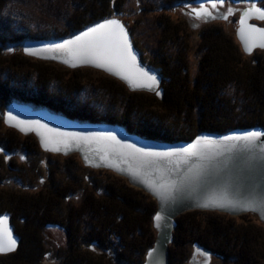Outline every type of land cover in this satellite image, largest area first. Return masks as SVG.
Returning <instances> with one entry per match:
<instances>
[{
    "label": "trees",
    "instance_id": "1",
    "mask_svg": "<svg viewBox=\"0 0 264 264\" xmlns=\"http://www.w3.org/2000/svg\"><path fill=\"white\" fill-rule=\"evenodd\" d=\"M12 1L0 0L1 184L9 154L22 150L40 153L36 140L24 139L4 126V114L13 102L48 109L81 123L120 125L131 134L163 142L190 141L200 132L264 129V51L257 55L239 52L222 26L203 29L201 72L194 82L184 62L192 30L186 27L187 21L176 22L169 14L159 21L164 30L160 46L143 58L162 76L159 95L131 93L115 80L99 81L89 91L77 74L35 62L29 69L25 57L16 59L6 51L28 40L64 39L103 20L118 18L126 0H78L61 32L40 30L19 20L9 11ZM202 1L206 0H170V4ZM259 1L264 7V0ZM11 167L13 170V164ZM18 169L22 173L24 168ZM20 173L17 175L24 179ZM84 180L32 193L22 187L0 190V216H10L20 238L14 253L0 255V264H50L44 242L48 226H57L66 234L68 247L57 252L61 264H143L156 240V202L112 174L91 182L80 204L70 202ZM224 217L201 211L181 216L170 248V264H186L191 249L202 261L206 254L223 259L224 264H264V236H254L240 227L241 222Z\"/></svg>",
    "mask_w": 264,
    "mask_h": 264
},
{
    "label": "water",
    "instance_id": "2",
    "mask_svg": "<svg viewBox=\"0 0 264 264\" xmlns=\"http://www.w3.org/2000/svg\"><path fill=\"white\" fill-rule=\"evenodd\" d=\"M256 8L264 11V8ZM245 11L241 14V17ZM111 19L118 20L124 26L132 55L135 57L136 66L144 69L150 75L155 76L157 83L153 88L134 86L124 78V75L127 73L118 75L114 71H109L107 67H98L95 63L81 62L80 60L63 54L60 49H50L47 52L40 51L38 54H29L25 51V49L42 50L52 45H61L65 40H71L79 36L82 32L87 31L88 28L94 27L96 24L103 23L104 21L91 25L69 38L28 40L24 43V52L33 58L45 62L58 63L71 69L81 67L99 69L121 81L131 92H158L162 84V76L144 63L142 55L135 47L131 34L124 23L118 18ZM252 20H264L260 19L254 12L248 17L246 24L258 29H264V27L253 24ZM241 28L242 25L240 23L238 39L245 52L251 53L256 49L264 50L257 42L252 46L250 52L246 51L244 42L240 36ZM73 63L76 66H72ZM9 114L16 119L9 121L7 119ZM17 121H39L40 124L47 125L48 129H54L63 133H112L122 144H133L136 148L152 152H169L172 149L187 148L198 136H206L212 140L221 141L223 137L243 135L247 132L257 131L264 133V130L260 127L237 128L226 133L200 132L190 141L163 142L131 134L125 127L120 125L81 123L67 116L55 114L48 109H35L24 103H11L4 114V122L7 127L13 128L24 135L33 134L43 151L62 154L64 156L79 153L86 167L95 170H110L118 176L127 179L131 186L143 190L156 200L158 208L154 216L153 224L157 232V237L154 246L148 251L143 264H170L169 248L174 241V231L177 228L176 218L186 212L193 210L217 211L231 216L253 213L264 222V217L261 215V208L264 207L261 204V199L264 198V135L255 142V146L251 149L245 147L242 141H223L204 159L193 157L187 163L182 162L179 166H176L174 160L170 163L167 158H160L155 159L149 167L139 158L114 152L104 140L69 141L67 147L63 144L54 145L49 142L50 138L55 136L54 133H49L47 129H38L37 126L28 123L17 124ZM41 133H43V138ZM46 142L47 147L45 146ZM56 148L59 150H55ZM133 173H137L135 179L133 178ZM162 177L166 180L176 181L178 188V190H174L171 196L165 200H161L145 183L140 182L141 180H146L159 183ZM210 201H217V203L212 204ZM226 201H231L235 207L231 205L220 207V202ZM205 203H208L209 206H202ZM158 213L161 217L159 227H157V221L155 220ZM4 216L8 218L6 227L11 231L12 238L16 243L13 250L0 251V255L15 252L20 242V238L17 236L11 224V218L8 215ZM198 254H194L189 264H207V260L209 259L208 255L205 254L206 261L200 263L197 261Z\"/></svg>",
    "mask_w": 264,
    "mask_h": 264
},
{
    "label": "rangeland",
    "instance_id": "3",
    "mask_svg": "<svg viewBox=\"0 0 264 264\" xmlns=\"http://www.w3.org/2000/svg\"><path fill=\"white\" fill-rule=\"evenodd\" d=\"M77 3L78 0H13L10 5L9 11L19 20L21 19L26 20L37 29L40 30L42 29L46 31L48 30L52 31L57 29L61 32L63 31L61 26H63V23L66 21V19L71 14H73L74 9L77 7ZM201 4H203L204 7L207 8L208 11L212 13L211 17L208 18L195 17V15L193 14V9L199 8ZM252 6L264 8L263 3L259 0H244V1L223 0V3H217L216 8H212L211 4L208 3L207 0L202 2H195V3L194 2L185 3L184 5H177L173 3L170 4V0H126V6L124 12L122 16L118 17V19H120L124 23V25L126 24L130 28L131 33L130 32L129 33L131 34L132 40L134 39L135 43L137 44L138 51L141 53L142 58L149 56L148 53L150 51L156 50L160 46L161 44L160 40L164 36V30L162 29V26L159 24V21L163 19L165 20L164 16L166 17L167 15L169 16V14H171L172 16L171 19H173L176 22H178L179 19H182V21L183 20L187 21L188 26L186 24V27L192 30L191 33L192 35L188 39L190 40L189 42L190 44L188 45L186 50L188 52V56H187V60H184V62H186V64L188 65V70H189L188 73L190 79L191 81L194 82L195 78L201 72L200 63H201L202 53L200 51V44L202 42V33H203L202 31L205 27H208L209 25L214 24V25L222 26L224 31L230 34V36H232L236 48L239 49V52L243 54L257 55V53H262L264 51L261 49H256L251 53H247L243 49L242 44L238 39L241 14L246 9H249ZM171 8L174 9L172 12H170ZM228 9H231V13L228 12ZM252 23L264 27V20L262 21L252 20ZM184 36L185 34L181 35L182 38H184ZM24 43L9 47L6 53L8 54L7 56L10 57L15 56L16 59L22 56L25 57L29 63L26 65L29 69L34 68L35 63H38L42 65H47L52 69H55L56 71H63L67 73L70 72L77 74L79 76L80 82L83 84V86L89 89V91L92 90L99 81L102 82L105 80V82H107V80H115L123 84L118 79L108 75L107 73L99 69H95L92 67H81L77 69H71L67 66H63L58 63L45 62L33 58L25 54L23 49ZM123 85L129 92H131L125 84ZM131 93H144V94L155 95L157 92L156 93L131 92ZM1 114L2 113H0V115ZM3 123L4 126L7 127L5 125L4 119H3ZM253 127L262 128L261 126H253ZM15 131L24 139L30 137V140L33 138L38 142V140L33 134L27 136L18 132L17 130ZM38 150L40 151V153L33 152L29 154L26 153V151L22 150V151L14 152L13 154H9V155L6 153L4 154L5 156L8 155V157L6 158L8 168L2 171L1 176L2 175L5 176V181L2 182V184L0 183V190L7 187L10 189L12 188L14 190H17V189H21L20 187H22L27 192L32 193V192H39L42 190L44 191L47 190L48 188H55L57 186H62L68 184L69 182L81 181L82 179H85L82 182L81 191H79L77 195H75L70 200V202H74V204H80L81 201H83V199L85 198L86 188L90 187L91 182H96V181L98 182V180H100L101 178L107 177V174H112L113 176L123 178L110 170H105V169L95 170L86 167L79 153H75L70 156H64L62 154H53L50 152L43 151L39 143H38ZM11 164H13L14 166L13 170ZM18 168L20 169L24 168L25 172L24 169H21L22 173H20V171H18L19 170ZM87 168L91 169V171L89 170L87 171ZM19 173L26 177L24 179L23 178L20 179V177L17 175ZM123 179L128 182L127 179L125 178ZM131 187L138 191H143L137 187L134 186ZM153 200L156 202L154 198ZM195 211H200V210H195ZM190 212H194V211H190ZM201 212H208V213H213L214 215L217 216H227L228 218H234L237 221V223L241 222L240 224L241 228L249 229L254 236L256 235L264 236V222H262L256 214L247 213V214H242L240 216H231L229 214L220 213L217 211L214 212L201 211ZM187 213L189 212H186L183 215ZM183 215L178 216L176 218V221ZM11 224L13 226L12 220H11ZM153 228H154V224H153ZM156 236H157V232H156ZM44 242L48 250V255H47L48 262L50 264H61V261L57 257V252L63 248L67 249L68 247L66 234H64L63 230L57 226H48V228L44 232ZM195 253H196L195 250L191 249L186 264H189L190 260L194 257ZM198 256H197V261L203 263L204 261L199 260ZM207 264H224V260L213 255L212 257H209V259L207 260Z\"/></svg>",
    "mask_w": 264,
    "mask_h": 264
},
{
    "label": "snow or ice",
    "instance_id": "4",
    "mask_svg": "<svg viewBox=\"0 0 264 264\" xmlns=\"http://www.w3.org/2000/svg\"><path fill=\"white\" fill-rule=\"evenodd\" d=\"M207 2L211 4L212 8H216L217 3H223V0H207ZM228 12L231 13V9H228ZM253 12L256 13L260 19H264V11L252 6L245 11L240 20L242 25L240 36L244 42L246 51L249 52L251 51L252 46L257 42L260 47L264 48V29H258L252 25L246 24V20ZM193 14L196 18H208L212 16V13L208 11L203 4H201L199 8L193 9ZM50 49H60L63 54L68 55L73 59L85 63H95L98 67H107L109 71H114L118 75L121 73H127L124 75V78L134 86H142L151 89L157 83L155 76L150 75L148 72L144 71V69L136 66L135 57L132 55L128 43L127 33L125 32L124 26L116 19H106L103 23L88 28L87 31L82 32L79 36H76L71 40H65L61 45H52L42 50L25 49V51L29 54H38L40 51L47 52ZM72 66H76L75 63H73ZM157 95H159L158 92ZM7 119L11 121L16 118L9 114ZM24 123L35 125L38 129H47L49 133H54L55 136L51 137L49 141L54 145L63 144L67 147L69 141L104 140L114 152H120L121 155L139 158L149 167L155 159L160 158H167L170 163L174 160L176 166H179L182 162L187 163L193 157L204 159L223 141H242L245 147L251 149L255 146V142L264 135V133L253 131L238 136H226L223 137L221 141H215L206 136H198L187 148L172 149L169 152H152L136 148L133 144H122L112 133H63L54 129H48L47 125L40 124L39 121H17V124ZM41 135L43 138V133H41ZM45 146L47 147V142ZM55 150L59 149L56 148ZM136 175L137 173H133L134 179L136 178ZM140 182L145 183V185L149 187L155 195L160 197L161 200L167 199L171 196L174 190H178L176 181L166 180L163 177L159 183L146 180H141ZM210 203L215 204L217 201H210ZM261 204L264 205V198L261 199ZM226 205L235 207L231 201L220 202V207H225ZM202 206L207 207L209 204L205 203ZM261 215L264 217V207L261 208ZM7 219V216H0V251H11L14 249L16 243L12 238L11 231L6 227ZM160 219L161 217L158 213L155 217L157 227H159Z\"/></svg>",
    "mask_w": 264,
    "mask_h": 264
},
{
    "label": "bare ground",
    "instance_id": "5",
    "mask_svg": "<svg viewBox=\"0 0 264 264\" xmlns=\"http://www.w3.org/2000/svg\"><path fill=\"white\" fill-rule=\"evenodd\" d=\"M27 136H29V135H27ZM193 211H195V210H193ZM190 212V211H189ZM183 215V214H182ZM178 227V226H177ZM176 230H177V228H176ZM175 230V231H176ZM175 231H174V233H175ZM157 237V236H156ZM174 244V241H173V243L171 244V245H173ZM171 245H170V247H171ZM169 250H170V248H169Z\"/></svg>",
    "mask_w": 264,
    "mask_h": 264
},
{
    "label": "flooded vegetation",
    "instance_id": "6",
    "mask_svg": "<svg viewBox=\"0 0 264 264\" xmlns=\"http://www.w3.org/2000/svg\"><path fill=\"white\" fill-rule=\"evenodd\" d=\"M254 23V22H253Z\"/></svg>",
    "mask_w": 264,
    "mask_h": 264
}]
</instances>
